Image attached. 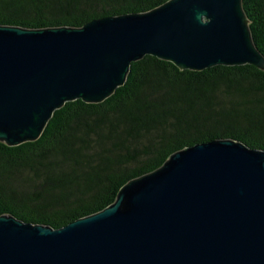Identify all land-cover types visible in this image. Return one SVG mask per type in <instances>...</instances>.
<instances>
[{
  "label": "water",
  "instance_id": "water-1",
  "mask_svg": "<svg viewBox=\"0 0 264 264\" xmlns=\"http://www.w3.org/2000/svg\"><path fill=\"white\" fill-rule=\"evenodd\" d=\"M146 56L264 70L243 0H170L81 28L0 25V142L37 141L68 102H104ZM0 264H264V150L185 148L61 229L0 215Z\"/></svg>",
  "mask_w": 264,
  "mask_h": 264
},
{
  "label": "trees",
  "instance_id": "trees-1",
  "mask_svg": "<svg viewBox=\"0 0 264 264\" xmlns=\"http://www.w3.org/2000/svg\"><path fill=\"white\" fill-rule=\"evenodd\" d=\"M168 1L0 0V25L81 28ZM243 7L264 55V0H243ZM219 139L264 150V70H181L146 56L104 102H68L37 141L0 142V215L61 229L112 205L126 183L174 153Z\"/></svg>",
  "mask_w": 264,
  "mask_h": 264
}]
</instances>
